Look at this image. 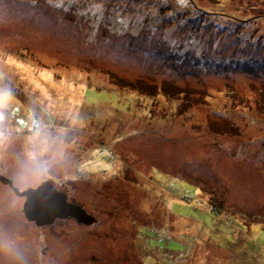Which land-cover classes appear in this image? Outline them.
<instances>
[{"label": "rangeland", "instance_id": "374dc122", "mask_svg": "<svg viewBox=\"0 0 264 264\" xmlns=\"http://www.w3.org/2000/svg\"><path fill=\"white\" fill-rule=\"evenodd\" d=\"M52 1L0 0V264H264V0Z\"/></svg>", "mask_w": 264, "mask_h": 264}, {"label": "water", "instance_id": "95a60500", "mask_svg": "<svg viewBox=\"0 0 264 264\" xmlns=\"http://www.w3.org/2000/svg\"><path fill=\"white\" fill-rule=\"evenodd\" d=\"M16 194L25 196L24 211L29 220L38 225H45L55 221L56 218L75 217L79 222L94 221L95 218L87 213L82 206L70 202L68 193L59 191L54 187V181L45 180L38 187L21 190L12 180L8 181Z\"/></svg>", "mask_w": 264, "mask_h": 264}, {"label": "trees", "instance_id": "16d2710c", "mask_svg": "<svg viewBox=\"0 0 264 264\" xmlns=\"http://www.w3.org/2000/svg\"><path fill=\"white\" fill-rule=\"evenodd\" d=\"M52 1V0H51ZM175 1V0H174ZM184 1L185 0H177V2L178 3H180V4H183L184 3ZM193 1V0H192ZM149 3H152V1L150 0L149 1ZM55 4H58V3H56V1H52V5H55ZM59 4H61L63 7H67L68 9L71 7V6H73V5H77L76 4V0H72V2L69 4L68 3V1L66 0V2H64V0L63 1H61ZM158 5V1H155L154 2V4H153V6H157ZM74 8V7H73ZM161 8V3H160V7H159V9ZM70 10V9H69ZM193 10H196V9H193ZM171 11H174V9L173 8H169V7H167L166 8V11L164 12V19H167V18H169V17H172V16H175V12H171ZM82 15L83 16H85L83 13H82ZM90 17H92V16H90ZM187 17H188V15H183V18L182 19H186L187 20ZM235 18V19H234ZM250 18H252V19H254V21H256V20H259V18H261V19H264V11L262 12V13H260V14H258V15H252V16H250V17H240V18H238V17H236V16H234L233 15V13L232 14H229V13H226V19L228 20V21H230V24L231 25H234L232 22H234V21H237L236 23L237 24H239L241 27H243V25H245V24H247V23H245L244 21H246V20H249ZM181 19V20H182ZM225 19V18H224ZM180 20V21H181ZM187 22V21H186ZM243 22V23H242ZM240 23H242V24H240ZM225 26H226V24H225ZM224 27V26H223ZM169 28V27H168ZM139 32H142V33H145V31L144 30H141V31H139ZM190 38V40L191 39H193L194 37H192V36H190L189 37ZM161 39V38H160ZM189 40V41H190ZM225 39H223V41H224ZM182 44H180V45H177V47L175 48V47H171V51L173 52L172 53V55L173 54H175L176 52H178V50H180V46H181ZM242 47V46H241ZM172 59V61H173V57L171 58ZM177 59H174V61H176ZM177 61H179V60H177ZM263 68H264V65H263ZM91 92V90L89 91V93ZM91 94V93H90ZM89 94V95H90ZM23 120L25 121V119L22 117V116H18V123L21 125L22 123H23ZM182 201H185V203H187V204H189V203H191V202H193L194 201V198H192V197H190V198H188L187 200H184V199H182ZM195 204H197V203H195ZM212 206V205H211ZM195 207H196V205H195ZM197 208V207H196ZM221 211L222 210H220V209H218V208H216V207H211V209H208V210H206L204 213H207V215L209 216V219L210 220H212V221H214V218L215 217H218L219 215H220V213H221ZM232 223V222H231ZM239 240V239H238ZM235 241V240H234ZM236 242V241H235Z\"/></svg>", "mask_w": 264, "mask_h": 264}, {"label": "bare ground", "instance_id": "6f19581e", "mask_svg": "<svg viewBox=\"0 0 264 264\" xmlns=\"http://www.w3.org/2000/svg\"><path fill=\"white\" fill-rule=\"evenodd\" d=\"M76 106H77V103H76Z\"/></svg>", "mask_w": 264, "mask_h": 264}]
</instances>
